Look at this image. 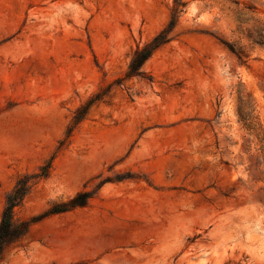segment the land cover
<instances>
[{
	"label": "rangeland",
	"instance_id": "374dc122",
	"mask_svg": "<svg viewBox=\"0 0 264 264\" xmlns=\"http://www.w3.org/2000/svg\"><path fill=\"white\" fill-rule=\"evenodd\" d=\"M41 168L0 264H264V0H0V216Z\"/></svg>",
	"mask_w": 264,
	"mask_h": 264
},
{
	"label": "trees",
	"instance_id": "16d2710c",
	"mask_svg": "<svg viewBox=\"0 0 264 264\" xmlns=\"http://www.w3.org/2000/svg\"><path fill=\"white\" fill-rule=\"evenodd\" d=\"M175 19L170 22L155 35L148 43L138 47L131 58L126 77L142 76L144 74L142 66L144 62L158 48L170 40V33L175 26ZM232 53L238 55L233 47L229 48ZM92 100L79 107L73 116L72 125H76L87 113ZM47 176V169L41 168L40 173L21 176L15 183L12 190L5 197V204L0 216V263L4 261L5 253L19 245L30 229L32 220H19L15 217V208L21 204L29 189L33 185V179H40ZM89 195L87 193H78L65 204H60L49 209L46 214H54L68 211L75 207H82L87 204Z\"/></svg>",
	"mask_w": 264,
	"mask_h": 264
}]
</instances>
